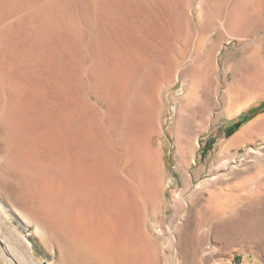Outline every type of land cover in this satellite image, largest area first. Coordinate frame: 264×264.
I'll return each mask as SVG.
<instances>
[{
    "label": "rangeland",
    "instance_id": "374dc122",
    "mask_svg": "<svg viewBox=\"0 0 264 264\" xmlns=\"http://www.w3.org/2000/svg\"><path fill=\"white\" fill-rule=\"evenodd\" d=\"M153 6L166 9L172 39L185 50L176 68L166 74L151 68L157 62L152 57L144 63L131 58L134 76L110 82L105 69L99 76L94 65L111 64L108 50H144L145 39L131 33L144 34ZM177 8L181 31L171 24ZM105 12L121 25L120 39L107 35ZM206 57L210 68L194 71ZM0 63L2 85L14 84L25 103L31 99L50 118L61 99L74 98L75 106L86 101L88 133L100 140L96 152L109 169L121 116L149 120L155 193L148 197L140 185L137 195L143 231L157 242L161 264H179L183 244L177 239L191 224L192 264H264V0H0ZM3 92L0 264H61L58 246L38 219L42 197L20 205L23 197L10 186L15 162L3 134L11 99ZM49 168L47 161L37 186L46 194ZM219 208L225 209L227 232L217 221ZM206 230L211 239L204 250L195 242Z\"/></svg>",
    "mask_w": 264,
    "mask_h": 264
},
{
    "label": "bare ground",
    "instance_id": "6f19581e",
    "mask_svg": "<svg viewBox=\"0 0 264 264\" xmlns=\"http://www.w3.org/2000/svg\"><path fill=\"white\" fill-rule=\"evenodd\" d=\"M105 17L107 35L120 39L121 25L112 20L110 14L106 12ZM180 17L178 9L177 22L171 24L173 29L181 31ZM168 21V13L164 7H149L144 34L138 29L131 33L132 37L145 39L144 50H134L133 53L122 52L116 47L108 50L106 57H112V62L107 65L108 68L103 67L104 63L107 64L105 61L100 62L98 66L94 65L97 74L100 76L105 69L106 79L110 82L119 81L122 76L128 74L134 76L133 70L135 71L136 66L131 58L144 63L150 59L149 57L157 61L156 65L151 63L152 69H159L166 74L171 73L179 64L185 50L172 39ZM133 23L136 25L135 20ZM204 29L202 27L200 32L203 33ZM218 35L220 36V33ZM207 40L209 43L213 38L209 37ZM198 50L195 51L196 55ZM159 59H162L164 64L159 62ZM205 59L201 61L202 63H194V71L197 69L207 71L210 68L207 57ZM2 83L0 77V98L5 90L11 99L6 106L3 134L8 150L13 153L12 162L16 164L10 174L13 177L10 186L15 187L23 197V201L18 199L20 205L28 207L36 197H42L45 210L38 214V219L43 222L50 233V238L58 246L61 264H161L157 242L149 239L143 231L142 206L137 195L140 185L147 190L148 197L150 194L153 198L155 193L152 187L156 183L154 159L150 148L152 124L149 120L143 123L136 118L135 113L130 115L129 120L124 114L121 116V121L113 130L118 138H115L114 161L112 168L109 169L108 159L101 151V154L96 152L100 140L90 137L88 133V122L85 119L88 106L85 105L84 98H82L84 105L77 102L76 106L72 102L74 98L61 99L60 107L53 108L50 118L49 114L41 113L44 111L39 112L31 99H27L25 103L23 94H19L14 84L12 88L8 87L6 82V86ZM70 102L72 103L69 104ZM50 105L52 106L51 103ZM46 118L49 119V125L45 126ZM40 120L43 122L42 126L39 125ZM138 122L143 126L137 125ZM47 161L51 167L48 194L41 192L37 187L39 180L42 179L40 169ZM19 168L24 175L22 171L18 174ZM147 182L149 189L145 188ZM4 186L8 187L6 184ZM41 187L46 189L44 185ZM25 188L28 190L26 196L23 195ZM224 210L218 209L217 221L227 232L228 224ZM192 226L193 224L187 227V234L177 239L183 244L177 260L179 264H192L191 248L194 245ZM210 239L211 234L206 230L195 244L205 250L210 248Z\"/></svg>",
    "mask_w": 264,
    "mask_h": 264
}]
</instances>
